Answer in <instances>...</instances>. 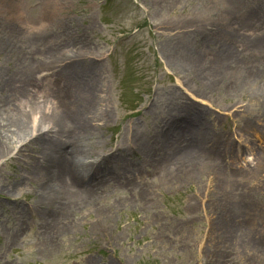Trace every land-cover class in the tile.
Instances as JSON below:
<instances>
[{"label": "rangeland", "instance_id": "obj_1", "mask_svg": "<svg viewBox=\"0 0 264 264\" xmlns=\"http://www.w3.org/2000/svg\"><path fill=\"white\" fill-rule=\"evenodd\" d=\"M173 3L0 0V264H264V0ZM209 9L224 25L198 24ZM253 11L260 17L241 30L248 46L230 44L233 23ZM69 97L93 98L83 148L97 171L70 185L84 208L64 213L73 226L56 238L59 201L34 203L43 155L32 139L50 125H8L48 115L70 135ZM190 151L198 178L168 187L151 173ZM146 172L148 192L137 183ZM113 179L123 184L100 198L81 189Z\"/></svg>", "mask_w": 264, "mask_h": 264}, {"label": "bare ground", "instance_id": "obj_2", "mask_svg": "<svg viewBox=\"0 0 264 264\" xmlns=\"http://www.w3.org/2000/svg\"><path fill=\"white\" fill-rule=\"evenodd\" d=\"M173 1H174L173 4H176L178 0H173ZM228 1L230 3L231 10H235L237 6L239 4H242L243 2V0H228ZM213 13L214 11H211V9H209L203 21H199L198 24L205 26L206 22H204V20H207V22L209 20L211 21L214 20V23H216L215 18L209 17V15H214ZM256 17L257 18L260 17V13L257 11H253V13L250 14L246 19L242 20L241 23H238L236 25H234L235 23H233L232 26L233 27L236 26V30L234 29V35H233L234 40L233 38H231V40L229 41L230 44L236 45V43H240L241 47L248 46L250 41H248L241 34V30L251 26L252 21ZM198 20H202V19H198ZM217 24L218 25L220 24L219 27H221V25H224L223 20L218 19V22L214 25L216 26ZM30 41L34 43L37 42L36 39L34 38L30 39ZM258 45L260 46V49H262V52L264 53V40H262V42H260ZM1 50H3V43L0 46V51ZM232 52H233V48L230 50V53ZM59 59L60 57L58 56L52 57V61L54 63H57ZM263 59H264V54H263ZM30 63L31 62H28V64ZM54 63L50 61L48 65H46V67L50 68L51 66H54ZM36 66L38 67V62ZM33 71L34 70H29V72L27 73L28 76L27 82H29V80L31 79L29 77L32 76ZM30 72L31 74L29 75ZM14 81H15L14 77L12 78V81H11V77L7 78L5 81V86L8 89L12 88L13 85H15ZM26 85L29 84L25 83V86ZM24 89H25L24 86L21 85L16 86V91H20ZM92 100L93 98L88 99V101L85 104L76 102L74 101V99L70 97L69 99L65 98L61 101L64 111L67 113V115L72 116L75 112V115L73 117L74 127L70 135H68L69 133L66 131V129H63V125L61 124V122L56 121L55 118L54 119L50 118L48 115L44 116V118H42V121H40L39 124L36 123L34 124L33 122L31 123L30 121L29 122L15 121L12 122V124L10 123L8 125L9 127L15 128L19 131H22L24 127L29 126L30 127L29 130H31L32 132L37 130L36 133H39L41 130L46 128L43 127L44 123L48 122V125H50L48 126L47 131L40 132V134L34 136V138L32 139L34 140V143L39 145V148L42 150V155H43L42 160L39 163V168H41L40 172L39 170L36 171V174L42 186V193L40 199L38 201H35L34 203L36 207H42L47 201L50 200L51 197L52 200L55 199L59 201L58 205L60 206V211L58 212L56 219L58 217L59 218L57 220L55 219L56 221L54 225H52L53 230L55 231L54 235L56 234L54 237L56 238L57 237L59 238L61 235L65 236V234L71 231V227L73 226V223L72 225H70L69 222H66L65 220L64 221L60 220L61 217L64 215V213L66 215L73 208L75 212L77 211L80 212L81 209L84 208L81 202L79 201V199L77 198L75 192L70 189V185L77 186L78 184L79 186H81L83 182V180L81 179L83 178L90 179L89 177H91L92 174L91 172L97 171L96 169H93L94 167L93 164L88 165L85 162L87 156L90 155V150L89 149L86 150L85 148H83L84 140L87 139L88 138L87 136L91 133V126L88 123V120H84L82 114L87 111L86 109H90L88 107L92 105L93 103ZM2 128H3L2 124H0V156H3V152L5 151L3 142H1ZM13 134L15 135L16 133ZM64 135H68L69 137L71 136L68 143L65 140H63ZM211 152L213 151H209L204 157L210 155ZM192 154H194L193 151H190L184 155H179V156L175 155V157L173 155H168L167 157H165V159H163L159 163L152 164L151 173L157 176H163L165 180V184L168 187L179 185L184 180L192 181L193 179L198 178L199 175L196 169L198 165L196 166L195 164H193L194 162H196V160L194 162L190 160V156ZM217 156H218V152H217ZM175 162L180 164L177 173H175V176L172 175L171 173L168 174L166 173L165 175V166L172 165ZM94 164L97 166L96 162H94ZM263 168H264V162H263ZM147 173L149 172L140 175L139 178L137 179V183L145 186L143 188L144 192L149 191L147 190V181L145 179L146 177L145 175H147ZM121 184H123L121 180L113 179L112 181H108V182L105 181V183H97L92 187H83L81 189H83L88 195L99 194L97 198H100L101 196L104 195V192L106 191H108L107 193L116 192L118 186ZM57 188L59 190L56 194L57 196L55 195L56 197H54L53 195ZM131 199L134 201V198ZM92 201H95V199H93ZM95 210L97 211V214H101L103 209L96 208ZM245 217L248 218V215L246 214ZM248 237L254 240L260 239L258 235L255 233V231L249 232ZM233 239H235V237H233ZM253 257H256L257 259L259 258L256 255H253Z\"/></svg>", "mask_w": 264, "mask_h": 264}]
</instances>
